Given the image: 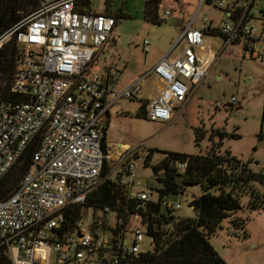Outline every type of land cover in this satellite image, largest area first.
Segmentation results:
<instances>
[{"label": "built area", "instance_id": "obj_1", "mask_svg": "<svg viewBox=\"0 0 264 264\" xmlns=\"http://www.w3.org/2000/svg\"><path fill=\"white\" fill-rule=\"evenodd\" d=\"M195 1L172 46L181 42L180 54L169 58V50L144 74H155L162 84L159 95L146 102L150 120L169 121L174 107L183 105L205 77L215 57L202 50L205 33H218L222 48L237 42L252 58H263L264 17L252 22L254 0ZM203 4L218 13L203 15L194 26ZM169 14L168 8L157 10L160 20ZM114 23L105 12L76 11L75 0H39L0 39L14 36L21 45L10 85L14 98L0 99V179L36 139L17 187L0 199V248L12 264H119L120 256L146 250L140 247L145 238L151 247L137 212L129 213L122 226L108 207L98 212L101 219L93 221L91 215L84 223L82 217L70 226L67 221L68 210L84 203L107 176L128 186L131 198L151 199L136 173L135 162L144 157L136 148L102 141L109 108L119 97L140 92L138 81L114 91L111 66L91 70ZM104 162L109 169L103 177ZM174 165L183 169L186 164ZM166 204L179 208L178 202Z\"/></svg>", "mask_w": 264, "mask_h": 264}, {"label": "rangeland", "instance_id": "obj_2", "mask_svg": "<svg viewBox=\"0 0 264 264\" xmlns=\"http://www.w3.org/2000/svg\"><path fill=\"white\" fill-rule=\"evenodd\" d=\"M143 1L110 0L106 11L104 0H91L96 11L112 14L121 7L128 14L116 19L91 70L102 72L107 66L113 67L116 79L110 87L114 91H120L133 81L140 85L136 96L119 97L109 108L105 141L136 148L141 157L152 148L151 163H156L163 158L164 151L205 153L212 142L218 141V135H210L211 132L219 130L226 132L220 151L227 148L242 161L251 158L250 167L254 170L264 167V55L263 58H252L237 42L222 48L223 39L217 33L203 35L202 50L208 48L215 57L189 99L172 110L171 119L161 122L135 116L142 100H151L160 93L157 76L153 73L144 75L145 72L169 50V58L176 55L181 42L172 46L181 33L182 22L190 19L196 8L195 0H160L158 10L168 8L170 14L160 23H154L143 18ZM251 12L252 22L258 24L264 17V0H254ZM217 13L203 4L193 25L200 26L203 15L216 16ZM145 40L147 51L143 50ZM198 131L200 136H197ZM135 163L139 187L150 191L151 199L156 200L155 188L162 185L156 180V173L150 165L144 166L142 159ZM200 192L199 185H185L181 192L164 198L179 203V208L172 212L175 220L194 217L189 202ZM241 200L244 204L247 195L243 194ZM91 215L92 211L87 210L84 223L91 221ZM235 216H249L244 228H234L230 218L223 219L209 237L210 243L226 264H264V208L249 213L243 207ZM109 222L114 223L112 214H109ZM243 230L246 236H243ZM140 247L150 248L149 239L145 238Z\"/></svg>", "mask_w": 264, "mask_h": 264}, {"label": "trees", "instance_id": "obj_3", "mask_svg": "<svg viewBox=\"0 0 264 264\" xmlns=\"http://www.w3.org/2000/svg\"><path fill=\"white\" fill-rule=\"evenodd\" d=\"M160 0H144L143 18L154 23L162 20L157 17ZM39 5V0H0V39L15 23L31 13ZM104 9L109 10L110 0H104ZM78 12H96L91 0H75ZM110 14L108 12H105ZM115 21L126 14L121 7L111 14ZM218 34V33H217ZM21 45L14 36L2 40L0 44V99L14 98L10 85L17 67ZM147 100H142L135 116L145 118ZM264 108V100H263ZM107 126V125H106ZM102 141H105V128ZM213 131V130H212ZM218 141L212 142L205 153L188 154L179 151H164V156L151 163L153 149L144 156V166H151L156 180L157 199L141 202L129 195L130 188L110 176L105 177L100 186L80 205L68 210L67 221L74 225L77 219L85 216L90 208L93 221L98 212L108 207L121 219V226L128 220V214L137 212L145 226V235L151 239V247L137 255L120 256L119 264H226L209 241V237L220 226L223 219L230 218L234 228H244L249 216H235L243 207L247 212L264 208V167L254 170L250 167L251 158L246 161L234 156L229 149L220 151L226 132L216 130ZM200 131L197 136H200ZM236 137L237 134L230 133ZM36 139L23 151L22 155L0 179V199L10 194L18 185L34 151ZM174 162H185L179 169ZM257 162V161H256ZM104 162L101 176L108 172ZM199 185L201 192L193 197L189 205L194 217H181L175 220L172 208L164 198L181 192L185 185ZM247 195L243 204L241 196ZM243 236L246 231L243 230ZM0 264H12L8 252L0 248Z\"/></svg>", "mask_w": 264, "mask_h": 264}, {"label": "crops", "instance_id": "obj_4", "mask_svg": "<svg viewBox=\"0 0 264 264\" xmlns=\"http://www.w3.org/2000/svg\"><path fill=\"white\" fill-rule=\"evenodd\" d=\"M182 14H183V11H182ZM183 23L184 22H182V25H183ZM181 48H182V43H181V46H180V48H179V50L177 51V53H176V55L174 56V57H177L179 54H180V52H181ZM164 55H166V53H164V54H162V55H160L157 59H156V61H155V63H157L158 62V60L160 59V58H162ZM173 57V58H174ZM152 67H150L148 70H150ZM147 70V71H148ZM146 71V72H147ZM115 79H116V77L114 78V81H115ZM113 81V82H114ZM131 83V82H130ZM128 85V84H127ZM162 86V84L160 83V87ZM176 106L174 107V110H176ZM109 113V112H108ZM107 113V116H106V118H105V126L107 125V123H108V117H109V114ZM106 143H108V142H106Z\"/></svg>", "mask_w": 264, "mask_h": 264}]
</instances>
